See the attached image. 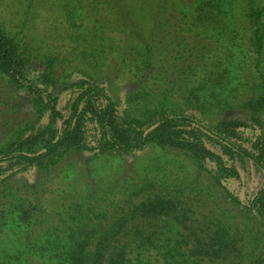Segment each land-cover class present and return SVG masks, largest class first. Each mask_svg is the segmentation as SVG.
Returning <instances> with one entry per match:
<instances>
[{
  "label": "trees",
  "instance_id": "obj_1",
  "mask_svg": "<svg viewBox=\"0 0 264 264\" xmlns=\"http://www.w3.org/2000/svg\"><path fill=\"white\" fill-rule=\"evenodd\" d=\"M38 2L0 0V264H264V0ZM150 144L173 188L96 177Z\"/></svg>",
  "mask_w": 264,
  "mask_h": 264
},
{
  "label": "rangeland",
  "instance_id": "obj_2",
  "mask_svg": "<svg viewBox=\"0 0 264 264\" xmlns=\"http://www.w3.org/2000/svg\"><path fill=\"white\" fill-rule=\"evenodd\" d=\"M50 1L51 0H39L37 5H33L32 11H31V17L36 15L39 12H40V18H42L43 16L49 17L48 9L46 8L47 5H45V8H44L43 2L49 3ZM26 6L27 4H24V7ZM19 7H20L19 4L17 7L14 5H9L6 7L1 6L0 7V22L4 23L5 26L11 27V28H13L11 21L15 25H17V28L20 27L21 25L25 26L24 31H26V33L28 34L30 32L29 30L33 28V25L29 26L27 23L21 24L20 19H19L20 17V13H19L20 9H18ZM46 25H47L46 27L44 26L45 31H48L49 29H51V27H49L47 22H46ZM33 44L39 47L36 42H34ZM109 90L111 94H113L117 98L118 97L120 98V96H122V91H115V90L113 91L112 89H109ZM19 100L21 103H23V99H19ZM232 115L233 116L235 115V117H240L236 113ZM215 121H216V117L215 118L212 117L209 120V122H212V123H214ZM162 155H164V153L160 151V149H158L157 147L151 144L147 145L145 148H143L142 150L138 152L125 154L122 156L115 155V154H111L110 156L106 155L104 158L103 157L101 158V160H105L104 162L105 166H103L102 164V167H100L96 173L97 174L96 177L98 179L102 177L108 181L115 177L122 178L124 176H129V177H132L135 181L137 180L136 178L138 176V180L142 181L144 179L143 175H146L149 177L155 175L157 180L161 183L163 182L165 183L166 178H167L168 186H165V187L173 188V185L175 184L177 177L178 178L182 177L184 175L185 170H187L189 166H188V163L184 161L182 158H180L178 155L176 156L175 154H172V156H170L166 160H162ZM170 160H173V161L179 160L180 162L177 163V166H175V164L170 166L168 164ZM159 161L160 162L164 161L163 164L165 165V167L161 170L158 169V165L160 163ZM242 172L243 174H245L246 179H248V175H247L248 171L245 172L244 170H242ZM123 180L124 179H122L121 182ZM158 186L162 187L163 185L157 183L156 181L154 185L155 190L161 189ZM60 187H63V186H61V182L59 181H55L51 185L49 184L47 185L48 192L51 191L49 195L51 196L52 200L55 198L56 193L58 192ZM183 198H185V201H182V200L181 201L184 202L183 203L184 208H190V207L197 206L201 215H206L208 214V211L211 210V206L209 205V203L206 204V206L207 205L209 206L205 207V204L201 200L198 202V199L191 198L188 200L186 199V196ZM46 205L49 206L50 204L46 203ZM216 213H219V212L216 210ZM11 234L9 233V236L6 239L10 241L11 243L15 242L16 244L15 247H17V245L19 246V241L17 240L18 236L14 234L11 235Z\"/></svg>",
  "mask_w": 264,
  "mask_h": 264
}]
</instances>
